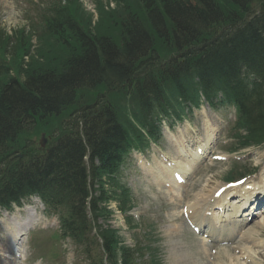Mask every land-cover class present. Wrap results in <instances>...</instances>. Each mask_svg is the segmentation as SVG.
I'll use <instances>...</instances> for the list:
<instances>
[{"label":"trees","instance_id":"trees-1","mask_svg":"<svg viewBox=\"0 0 264 264\" xmlns=\"http://www.w3.org/2000/svg\"><path fill=\"white\" fill-rule=\"evenodd\" d=\"M252 1L94 0L95 23L110 25L96 33L80 0H46L36 43L61 50L52 68L25 63L30 35L0 30V206L38 195L57 212L60 237L91 264H136L140 251L119 246L116 233L98 225L111 200L104 187L121 188L114 175L124 157L144 139H158L162 117L180 120L203 99L213 110H235V150L264 143V0L259 14L241 23ZM101 88L113 90L116 105L98 102L94 92L89 101L77 97ZM70 108L74 120L60 125L47 151L10 159L25 150L26 130L51 131Z\"/></svg>","mask_w":264,"mask_h":264},{"label":"rangeland","instance_id":"rangeland-1","mask_svg":"<svg viewBox=\"0 0 264 264\" xmlns=\"http://www.w3.org/2000/svg\"><path fill=\"white\" fill-rule=\"evenodd\" d=\"M37 1L0 0V29H3L8 35L19 29H24L25 33H30L28 30L29 22L26 21L29 17L27 10L30 7V2ZM81 1V9L91 17L90 27L92 29L97 28L93 31H96V33L105 31L107 26H110L109 21L99 25L95 23L99 16L93 6V0ZM101 1L105 2V0ZM106 3H109V1ZM110 5L112 9L114 4L110 3ZM251 8L255 9L256 12L258 11L256 3H253ZM45 43L49 42L43 41L41 44L34 46L31 43L30 57L24 59L26 64L30 62L29 59H34L38 64L47 68L58 65L59 62L57 61L62 59L59 53L61 50L55 46L50 49L51 46L45 45ZM42 46H44L43 49H41ZM45 52H48V54H45ZM39 55H44L45 58L37 59ZM50 56L55 59L54 62H51ZM82 95L85 97L83 99L87 98L86 101L92 98L91 94L83 93ZM79 99L81 98L79 97ZM114 99V97L108 98L109 101H114ZM117 102L121 106L123 105L121 101ZM72 111L71 108L66 111L63 116L52 123L51 131H45V133L53 132V136L59 134L61 132L60 125L67 126ZM233 121L234 115L231 109L211 111L204 104H201L200 109L194 110L192 114H187V117L181 122L163 119L160 128L162 138L158 146H151V149L146 151L143 156L149 162V165L152 164L155 157L158 161L174 162L176 167L185 168L187 173L186 185L181 186L175 192L166 193L150 175L144 173L142 160L132 153L118 176L120 185L129 189L132 210L123 213L128 209L127 206L124 211L119 210L121 205L120 200L117 198L119 190L113 189L114 192H112L108 188L105 191L107 196L113 194L115 199L108 201L106 204V208L110 211L109 218L106 221L101 220L99 224L103 228L111 227L114 229L120 238L121 244L125 247L133 249L135 245L140 244L143 250L146 251L143 257L138 259L140 264L148 259L152 249L156 250L161 264H213L216 258L220 261L219 264H264V216L247 226L249 230H256V232L247 241L244 250H240L235 241H230L224 245H203L202 238L194 235L184 214L186 212L185 207L193 204L196 197L200 198L204 194L205 199L210 200L212 191L220 190L221 187L225 186V183H227L225 177L234 167L240 170L245 169L250 173H252L251 169L254 166L257 167V175L249 177L247 181L252 180L257 189H261L260 182L264 184V145L251 147L233 154L227 152L231 142L228 137V129ZM43 130L41 126H37L34 130L29 129V132L31 131L29 135L31 141L28 142V145L37 148L38 136L40 131ZM206 130H212L210 143H206L204 136ZM178 131L184 132L181 135L178 134ZM180 135L181 142L179 141V145L183 151L181 153L178 151L177 143L175 144L172 141L173 139L177 140ZM47 139V142H50V138ZM200 143L203 144L201 150H204L206 159L191 169L183 162L181 157L185 155L186 159H190L191 154L194 155L193 153L196 151L195 144L201 145ZM213 158L218 159L214 161ZM258 174L260 176L255 178ZM236 192H239L238 188ZM233 205L234 203H232ZM38 214L40 218L36 221L42 222L41 227L45 226L46 229L42 230L36 227L37 229L31 232L30 245L25 253L21 254L24 260H20V264H88L86 258L77 253L70 242H59L51 245L47 237L51 233L58 232L56 221L54 218H46L41 206L38 207ZM128 215L129 217L132 216L130 224L125 219ZM20 217L24 219L25 215L21 213ZM135 223L140 228L133 230L131 227ZM148 232H151V234ZM49 237L51 239L52 235ZM45 238L47 239V247L44 251H36L32 246L33 242L35 243L32 239L41 244ZM52 241L57 242V239L54 238ZM121 244L120 246H122ZM50 246L61 253L59 260L56 262L48 260V254L51 253V251L49 252ZM99 251V246L96 245V252ZM42 255L47 256L45 258L41 257ZM0 264H2L1 261Z\"/></svg>","mask_w":264,"mask_h":264},{"label":"bare ground","instance_id":"bare-ground-1","mask_svg":"<svg viewBox=\"0 0 264 264\" xmlns=\"http://www.w3.org/2000/svg\"><path fill=\"white\" fill-rule=\"evenodd\" d=\"M183 132L184 131H178V134L182 135ZM207 134L208 132L205 133V135ZM181 135L178 137L177 140H174V139L172 140L175 144L177 143L178 148H179L178 149L179 153L183 152L181 150L182 147H180L179 145V141L181 142ZM184 138L185 136L183 137V139ZM195 155L196 154H194L193 156ZM153 164H154V167H150L149 165L146 166L143 163L144 166H142V168L145 170L147 174H150L151 176L153 175V178L156 180L157 184L160 183L163 189L167 190L166 192L173 189L174 187L179 188L178 183L175 182L173 179V173L180 172L182 175H184L186 172L185 168L176 167L175 169H173L174 167L166 166V164H163V163L159 164V162L156 159L153 161ZM242 187L238 190L239 191L238 193H240L241 198L236 203V205L239 204L238 206L240 207L237 209H234L233 211H229L227 214L222 215V218L223 216H225V219H227L228 223L226 224L229 225L228 227H230V229H224L223 226L221 225L218 231L214 230V226H213L214 221L216 222L218 220L219 212L215 213L212 219L206 217V213L212 212L215 206H218L220 209H223V210L225 209L228 211V209L224 205L225 200H226L225 198L227 196L228 197L232 196L231 194L232 191L236 190L234 188H231L230 186L224 187L216 197H212L215 190L212 191L210 200H206L204 197L205 196L204 194H202L200 198L196 197L195 202L193 204L187 205L185 207L187 218L189 219L191 223L196 222L198 224L197 225L198 227H203L204 224H209L212 231L208 230L206 233L207 236L211 235L213 237L215 232L219 233L218 236H223L224 231L231 234V231H234L232 226L233 224H235L234 223L235 220L238 221L237 214L242 212L243 209L247 208L246 205L250 200L249 198L253 196L252 193L249 194L248 192H245L241 195V192L244 190ZM226 206H228V204H226ZM25 210L27 211V218L23 221L16 219L14 216L13 217L8 216L9 215L8 213L2 214V219L0 220V256H1L0 261L2 264H19L18 260H16L17 259L16 257L7 259V257H11L7 253H8V250L11 248V246L18 247L20 244L22 245L21 241H22L24 234L28 232V230H30L35 225L34 218L32 216L33 213H31V211L27 208H25ZM19 211L20 210L17 209L15 212L18 213ZM246 216L247 214H245L243 217H246ZM255 232L256 230H249V231L245 230L244 231V229H240L239 233H237L236 236L234 237L235 239L234 241H236V243L239 245L241 250H244V246L247 244V241L251 239V237L253 236ZM229 237L230 236H228L227 238ZM204 242L207 243L206 241H202L203 245H204ZM13 259L15 260V262H12ZM219 262L220 261L218 260V258H216L213 264H219Z\"/></svg>","mask_w":264,"mask_h":264}]
</instances>
